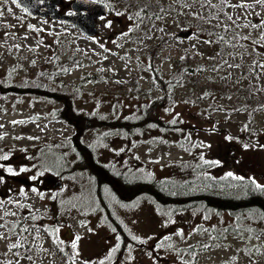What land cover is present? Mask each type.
<instances>
[{"label":"rangeland","instance_id":"374dc122","mask_svg":"<svg viewBox=\"0 0 264 264\" xmlns=\"http://www.w3.org/2000/svg\"><path fill=\"white\" fill-rule=\"evenodd\" d=\"M72 1L61 0L56 8L70 12ZM109 1L114 2V12L100 16L96 34L86 36L71 24L49 17H29L11 0H0V79L4 80L8 72L15 78L26 70L33 72L48 56L46 43L60 34L69 50L89 60V64L64 77L70 83L91 77L78 105L105 118L135 117L145 102L161 94L159 90L147 92L152 86L146 70L148 52L160 51L158 60L165 76L171 72L170 58L188 52L207 68L196 74L194 81L177 87L170 100L161 102L163 106L151 114L163 121L175 119L183 132L149 129L139 142L116 128L102 127L85 135V141L100 164L114 173L163 178L171 192L229 191L250 179L264 185V110L252 122L248 111L238 110L245 95L254 101L264 100V67L258 66L264 65V27L245 26L249 20L259 23L264 19V7L228 6L251 4L253 0H226L220 9L201 8L192 0H138L166 7L156 12L161 19L149 16L138 24L119 10L118 0ZM211 4L220 5V0H211ZM195 11L205 19L196 18ZM256 12L261 15L255 16ZM224 13L240 25L229 31L235 37L232 43L208 35L229 24ZM210 14L218 15L220 22L209 21ZM193 33L199 38L189 39ZM253 40L259 43L253 44ZM137 74L141 90L132 94L128 89ZM212 86L219 87L223 94L207 92L205 87ZM49 109L50 105L27 95L0 93V156L8 157L0 160L4 165L0 168V223L9 226L0 228V233L8 236L7 241L0 240V264H17L18 259L20 264H73V259L74 264H99L100 260L105 264H264L255 253L256 247L264 248V227L258 223L237 227L225 212L208 215L190 208L167 213L145 198L128 201L106 192L108 215L105 207L93 202L90 180L73 165L77 157L64 148L63 141L74 134L73 128L53 120ZM146 134L151 140L145 138ZM179 135L190 136L189 151L176 145ZM8 167L19 174L7 173ZM50 167H61L62 173L46 170ZM21 168L27 170L21 172ZM228 172L244 180L228 177ZM4 211L15 215L3 216ZM13 224L17 225V235L10 231ZM21 228L30 232H21ZM77 235L81 239L77 249H72ZM132 236L140 239L133 240ZM21 237H26L24 248H7L8 243ZM189 247L191 253L184 250ZM25 255H31L32 260L24 259Z\"/></svg>","mask_w":264,"mask_h":264},{"label":"trees","instance_id":"16d2710c","mask_svg":"<svg viewBox=\"0 0 264 264\" xmlns=\"http://www.w3.org/2000/svg\"><path fill=\"white\" fill-rule=\"evenodd\" d=\"M95 1L104 3L108 8V14L114 12L113 1ZM116 2H119L118 5L122 7H119L121 8L119 10L122 13H128L130 19L137 23H141L149 16H157V11L166 8L159 3H144L138 0H118ZM213 33L217 36V40L219 36H224L226 41L234 40L229 31L214 30ZM46 45L48 56L42 64L35 66L33 72L24 71L23 75L17 78L8 72L4 80L0 79V93L27 95L33 99L41 100L50 105L49 112L53 120L61 121L73 128L74 134L63 141L66 146L64 148L71 150L77 157V163H73V165L82 169L84 175L90 180L94 188V203L100 204L103 208L107 206L106 192H110L115 199L124 197V200L129 199L128 201H131L145 198L167 213H176L190 208L199 209L208 215H220L225 212L233 219L237 227H244L250 223H258L264 227V191L256 190L250 184V180L229 191L201 190L189 192L178 190L171 192L166 187L167 180L163 178L144 174L136 175L132 172L114 173L105 165L100 164L92 146L85 141V135L90 132H98L102 127L116 128L119 133L127 134L129 138L139 142L149 129H159L164 133L183 132L179 123L172 124L156 119L151 114L156 112L157 107L163 106L160 105L161 102L170 100L177 87L189 84L194 81L196 74L202 73V71H197L203 66L197 60H193L195 57L187 52L183 55V60L181 57L170 58L171 72L165 76L162 74L158 60L160 51L157 49L149 51L146 70L150 73L152 86L147 92L159 90L161 94L158 97H152L148 102L144 101L141 113L135 117L119 115L105 118L94 110L84 109L78 105V100L85 93L84 86L91 77L83 76L79 83L64 81L66 75L86 66L89 64V60L69 50L66 41L60 34L54 36ZM153 51H155L154 55L152 54ZM138 77L137 74L131 79V86L128 91L132 94H137L141 90ZM205 89L207 92L217 91L223 94V91L217 86L205 87ZM227 92L231 94V91ZM238 110L248 111L250 114L249 121L252 122L254 116L264 110V100L262 102L254 101L245 95ZM145 138L151 140L152 137L146 134ZM176 145L180 146L182 150L189 151L191 149L190 136L179 135ZM48 152V155L55 156L52 152ZM46 170L60 174L63 169L50 167ZM105 208V212H108V207ZM120 232L123 233L122 230ZM184 250L191 253L192 247ZM255 253L264 262V248L256 247Z\"/></svg>","mask_w":264,"mask_h":264},{"label":"snow or ice","instance_id":"6c2138e0","mask_svg":"<svg viewBox=\"0 0 264 264\" xmlns=\"http://www.w3.org/2000/svg\"><path fill=\"white\" fill-rule=\"evenodd\" d=\"M36 2H38V3H43V0H36ZM192 2H193V4H196L197 2H199L201 8L208 7V8H218V9H220L221 6H223V5L225 4L226 0H220V5H213V4H211V0H192ZM13 3L18 4V3H19V0H13ZM256 5H259L260 7H264V0H253V3H251V4H250V3H247V2H245V3H239V2H237V3L230 4V5H228V6H229V7H232V8L252 9V8H254ZM25 11H27V9H25ZM137 15H139V13H137ZM193 15H194L196 18H198V19H200V20H202V21L205 19L204 17L200 16L199 11H195V12L193 13ZM224 15H225L227 21L229 22V24L224 25V27H223V30H224L225 32L231 31V30L233 29V26L240 27V25H237V24H236V21L233 19L232 16L227 15L226 13H224ZM254 15H255V16H260L261 14H260L259 12H256V13H254ZM101 19H103V17H101ZM157 19H161V17H160V16H157ZM208 20H209V21H211V20H217L218 23L220 22V18H219L218 15H211V14H210L209 17H208ZM106 26H110V22H109V24L106 25ZM215 26H216V25H213V27H215ZM245 26H246V27H247V26H250V27L253 28V29H260V28L264 27V19H261V20L259 21V23H255V22H253L252 20H249L248 25H245ZM160 31H163V29H160ZM123 35H127V33H124ZM208 35H209V36H212V35H214V33L209 32ZM237 35H239V34L237 33ZM193 37H196L197 39L199 38L198 35H197L196 33H193V35L190 36V37H188V38H189V39H192ZM148 38L151 39L152 37H148ZM240 38H241V39H247V37H240ZM177 39H179V38H177ZM233 39H235V37H234ZM262 39H264V37H262ZM218 41H224V42H226V43H232V41H226L224 36H219V37H218ZM181 42H182V41H181ZM205 43H213V41L206 40ZM252 43H253V44H258L259 41L253 40ZM233 46L235 47L236 45L233 44ZM240 46H241V47H244V45H240ZM102 47H103V46H102ZM181 59L183 60L184 57L182 56ZM210 59H211V58H210ZM33 63H35V61H33ZM229 66L231 67V65H229ZM258 66H259V67H264V65H258ZM235 67H240V65H235ZM64 71H67V69H64ZM185 71H187V69H185ZM197 71H203V68L197 69ZM117 83H120V81H117ZM205 95H208V93H205ZM13 123L15 124V123H22V122L13 121ZM170 123L175 124V123H176V120L173 119V120L170 121ZM150 126H153V125H150ZM0 127H2V125H0ZM226 139H231V137H227ZM7 159H8L7 155L0 156V160H7ZM205 163H214V164H218L219 161H212V162L205 161ZM3 167H4V165L0 164V168H3ZM26 170H27V169H25V168H21V169H20L21 172L26 171ZM7 173H9V174H11V175H18V174H19L18 172L13 171V169H12L11 167H8V168H7ZM227 176H228V177H232V178L235 179V180H244V177H241V176H233V173H232V172H228V173H227ZM32 179H35V177H32ZM0 182H3V177H0ZM249 182H250L251 185L254 186V188H255L256 190L264 191V185H261V184L257 183V181H256L255 179H250ZM33 191H35V189H33ZM21 193L23 194V189H21ZM2 203H3V202H0V206H2ZM18 206L21 207V208L24 207V205H18ZM8 215H13V216H14L15 213H14V212H13V213H9V212H7V211H4V212H3V216H8ZM28 218H29V217H25L24 219L27 220ZM207 218H208V217L205 216V219H207ZM0 219H2V217H0ZM31 219L35 220L36 217H35V216H32ZM6 227H9L6 223H0V228H6ZM16 228H17V225H15V224H13V225L11 226L10 231H11L12 235H17ZM33 230H35V231H39L38 229H33ZM20 231H21V232H30V229H28V228H21ZM45 231H49V232H53V231H55V232H58L59 230H58V229H47V228H46ZM113 231H115V229H113ZM203 231H208V230H207V229H204ZM225 231H227V229H225ZM249 231H251V230L249 229ZM179 234H180V235H183L182 232L179 233ZM80 239H81V237H79L78 235L75 236L74 240H73L72 243H71V248H72V249H77V247H78V243H77V242H78ZM119 239H120L119 236H117V240H118V241H119ZM132 239H133V240H139L140 238L137 237V236H132ZM164 239H165V240H169L170 237H165ZM0 240H5V241H7V240H8V236H7L6 234L0 233ZM25 242H26V237H21V239L16 240L15 242L8 243V244H7V248H8L9 250H15V249H19V248H24V247H25ZM141 242H143V241H141ZM60 243H63V241H60ZM118 247H119V245H117L116 248H113V249L111 250V252H115V251L117 250ZM129 247H130V246H129ZM158 247H159V245H158ZM204 247L207 248L208 245H204ZM14 254H15L17 257L20 256V253H19V252H16V253H14ZM76 255H79V253L77 252ZM110 255H111V253H109V257H110ZM24 259H27V260L31 261V260H32V256H31V255H25ZM70 259H73V258L70 257ZM232 259L235 260V257H232ZM17 264H20L19 259L17 260ZM73 264H74V259H73ZM99 264H105L104 260H100V261H99Z\"/></svg>","mask_w":264,"mask_h":264},{"label":"water","instance_id":"95a60500","mask_svg":"<svg viewBox=\"0 0 264 264\" xmlns=\"http://www.w3.org/2000/svg\"><path fill=\"white\" fill-rule=\"evenodd\" d=\"M60 3L61 0H43V3H38L36 0H19L18 4H14L23 9L29 17L56 19L71 24L86 36L96 34V20L108 10L107 6L100 1L73 0L70 4V12H59L56 6Z\"/></svg>","mask_w":264,"mask_h":264}]
</instances>
